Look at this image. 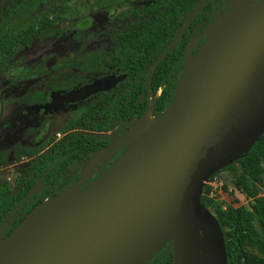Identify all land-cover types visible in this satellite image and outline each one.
<instances>
[{
  "label": "water",
  "instance_id": "95a60500",
  "mask_svg": "<svg viewBox=\"0 0 264 264\" xmlns=\"http://www.w3.org/2000/svg\"><path fill=\"white\" fill-rule=\"evenodd\" d=\"M203 2L189 12L188 21ZM225 12V23L214 18L192 39L205 36L196 67L185 64L169 103L142 136L132 141L126 131L111 135L73 183L42 200L2 236L28 194L4 214L0 264H125L156 241L161 242L148 259L169 241L171 264H227L218 222L199 198L209 175L245 155L264 132V0L245 9L233 0ZM178 36L148 67L146 87ZM123 77L104 75L55 94L44 110L105 91ZM119 149L87 183L93 166ZM65 229L70 233L61 248L27 258Z\"/></svg>",
  "mask_w": 264,
  "mask_h": 264
},
{
  "label": "trees",
  "instance_id": "16d2710c",
  "mask_svg": "<svg viewBox=\"0 0 264 264\" xmlns=\"http://www.w3.org/2000/svg\"><path fill=\"white\" fill-rule=\"evenodd\" d=\"M46 1L15 0L9 6H5L3 11L0 10V59L13 56L18 48L27 45L30 38L40 35L53 23L51 19L41 14ZM200 1L150 0L146 5L132 10L131 14L142 19L138 23L129 24L128 30L122 31L116 37V43L119 45L118 54L113 55L103 50L88 52L80 62L81 66H76L75 74L79 78L94 71H105L111 64L122 63L129 69L130 76L136 80L143 79L155 56L180 30L173 50L168 51L155 66L150 78L149 89L155 92L160 88L153 103L152 113L153 116L161 113L169 103L185 66L184 51L186 50L193 58L204 42L205 36L196 40L193 47H187L186 44L211 24L217 6H220L224 12L228 8L225 0H204L188 21L189 12ZM53 78L55 79V76ZM141 89H145L143 81L136 94ZM117 94V91H112L105 98L78 109L73 118L74 122L86 125L89 129L102 125L107 128L112 109L121 110V118L124 121L130 118L138 120L147 105L146 92L139 103L130 101L129 107L125 106L124 96L120 101L115 99ZM103 104L107 105L106 112L100 110ZM132 109L136 111L134 115L131 114ZM94 113L99 114L98 121L94 118ZM124 127L122 124L115 135H119ZM99 145L98 138L87 133H68L49 148L41 165L37 167L35 164L32 165V174L20 181L14 193L11 192L8 183L2 180L0 221L9 208L25 194L30 193L27 200L9 218L3 235H6L34 206L73 182L80 166ZM58 157L59 160L50 165ZM111 161L106 163L104 168ZM262 162H264V132L255 139L245 155L218 170H227L230 173V188L223 185V189L228 194L241 193L247 200L246 204H241L239 197L236 196L239 200L233 199L235 205L227 204L224 209H219L212 204L211 198L203 194L199 198L202 208L210 207L218 222L223 235L227 264H264V196L257 192L258 186L263 183ZM45 168L46 171L40 178ZM40 182L41 188L35 191V185ZM143 264H171L170 242L167 241Z\"/></svg>",
  "mask_w": 264,
  "mask_h": 264
},
{
  "label": "rangeland",
  "instance_id": "374dc122",
  "mask_svg": "<svg viewBox=\"0 0 264 264\" xmlns=\"http://www.w3.org/2000/svg\"><path fill=\"white\" fill-rule=\"evenodd\" d=\"M149 1L47 0L41 14L53 23L40 35L30 38L27 45L18 48L13 56L0 59V182L5 180L11 192H15L18 181L29 174L28 166L31 163L42 164L41 156L46 152L43 147L52 144L63 132L60 128L49 127L50 139L39 147L26 149L27 154H23L19 147L24 141V129L36 128L43 118L40 108H25L27 95L43 94L48 99L53 90L50 83L52 75L80 66L88 52H115L118 47L116 37L128 29L130 23L138 22L131 11ZM255 1L257 0H246V8L253 7ZM14 2L15 0H0V10L3 11L5 6ZM232 2L233 0L229 5ZM112 8L115 9L111 12ZM215 18L225 23L226 12L220 7ZM189 45L193 43L190 42ZM195 61V56L185 57V64L196 67ZM118 69L122 70L121 67ZM46 116H55L58 123L63 120L56 110ZM136 124L135 121L128 123L125 134L129 138L134 136L132 131ZM132 143L136 145L135 142ZM115 152L104 155L99 164L105 163ZM261 166L263 183L258 186L257 192L264 196V162ZM217 176L230 188L229 171L221 170ZM227 196L237 200L236 196H239V201L246 204L247 200L239 193L227 192ZM210 210V207L207 208L212 213Z\"/></svg>",
  "mask_w": 264,
  "mask_h": 264
},
{
  "label": "flooded vegetation",
  "instance_id": "af4514ba",
  "mask_svg": "<svg viewBox=\"0 0 264 264\" xmlns=\"http://www.w3.org/2000/svg\"><path fill=\"white\" fill-rule=\"evenodd\" d=\"M231 2V0H225V3L228 4ZM219 8L220 6H217L216 9H215V16H216V13L219 11ZM115 8H112V10H110L111 12L114 10ZM222 9V8H221ZM136 16V15H135ZM137 17V16H136ZM138 18V22L142 19L141 17H137ZM136 22V23H138ZM132 24V23H130ZM129 26V25H128ZM128 30V29H126ZM203 31V30H201ZM200 31V32H201ZM179 34H180V30L178 31ZM177 32V33H178ZM199 33V32H198ZM197 33V34H198ZM176 34V33H175ZM174 34V35H175ZM196 34V35H197ZM195 35V36H196ZM194 36V37H195ZM193 37V38H194ZM173 38V37H172ZM171 38V39H172ZM192 38V39H193ZM200 38V37H199ZM199 38H197L196 40H198ZM178 39V38H177ZM192 39L190 41H188V43L186 44L187 47H193L194 46V43L195 41H192ZM170 42V41H169ZM168 42V43H169ZM177 42V40H176ZM193 43V45H189V43ZM167 43V44H168ZM166 44V45H167ZM176 45V43H175ZM174 45V46H175ZM117 49L115 52H110L111 54L113 55H117L118 52H119V45H117ZM174 48V47H173ZM173 50V49H172ZM172 50H169V51H172ZM103 51H106V50H103ZM109 52V51H108ZM161 52V51H160ZM159 52V53H160ZM168 52V51H167ZM166 52V53H167ZM158 53V54H159ZM157 54V55H158ZM196 54V53H195ZM156 55V56H157ZM155 56V57H156ZM165 56V55H164ZM188 56H190L188 54V52L185 50L184 51V62H185V57L187 58ZM155 59V58H154ZM153 59V60H154ZM163 59V58H162ZM161 59V60H162ZM160 60V61H161ZM153 62V61H152ZM151 62V63H152ZM159 63V62H158ZM157 63V64H158ZM82 64V63H80ZM156 64V65H157ZM151 65V64H150ZM149 65V66H150ZM78 66V65H77ZM81 66V65H80ZM148 66V67H149ZM79 67V66H78ZM122 68V70H119L118 68ZM155 68V67H154ZM148 69V68H147ZM154 70V69H153ZM147 72V70H146ZM146 72H145V76H146ZM76 73V66L73 67V68H69L67 70H64V72H58V73H55L54 75L51 76V87L53 88L50 96L48 97V99H46L44 97L43 94H31V95H27V98H25V104H26V107L25 108H40L42 111H43V118L41 119V122L36 126V128H33V129H30V128H25L24 131H23V136H24V141H23V144L20 145V150H22L23 154H27V151L26 149H32V148H35V147H39L41 146L44 142L48 141L50 139V135L48 134L49 132V127H54V128H60L62 132V135L57 138L52 144L48 145L47 147H43L45 149V154H43L41 156V161L43 163L44 160V156L48 153L49 151V148L56 142L58 141L60 138H62L63 136H65L66 134L68 133H72V132H84V133H87L88 135H92L96 138H98V141L100 143V145L95 149H99L101 147H104L108 144L109 142V138L111 135H115V132L119 129V127L124 124V129H122L120 132L122 133L123 131H125L128 123L130 122H134L135 120L130 118L126 121H124L122 118H121V110L119 109H112L111 110V116H110V119L108 120V123H107V128L105 125H102V126H99V127H96V128H93V129H89L88 126L86 125H82V124H79V123H75L74 122V116L76 115V111H78V109L82 108V107H85V106H88L89 104L93 103L94 101L98 100V99H103L105 98L107 95H110L112 91H117L118 94L115 96V99H117L118 101L122 100V97L124 96V100L126 101L125 103V106L129 107L130 106V101L134 100L135 103H139L142 98L144 97V94L146 92V97H147V105L144 109V111L142 112V115L145 114L144 112H146L145 110L149 108L150 110V113L151 115L153 116V113H152V110H153V103L156 99V97L158 96L159 94V90L160 88H158L155 92H152L150 89H149V86L146 87L145 85V76L143 79L139 78L138 80H136L135 78H133L132 76H130L129 74V69L127 67H125L124 64H111L107 70L105 71H94L93 73H88V74H83L81 77L78 78L77 74ZM119 75V74H124V77L116 82L112 87H110L109 89L105 90V91H99V92H95L81 100H78V101H74V102H60L56 107L54 108H51L49 110H44V106L50 101L51 97L55 94H58V93H61V92H65V91H68V90H71V89H74V88H77L79 87L80 85L82 84H85V83H88V82H91L92 80L96 79V78H99L101 76H104V75ZM152 74V72H151ZM53 76H55V79L53 78ZM151 78V76H150ZM143 81L144 85H145V89H141L139 90V92L136 94L137 90L139 89V86H140V83ZM149 84H150V80H149ZM143 92V93H142ZM142 93V96L140 97V94ZM28 97H30L28 99ZM39 98H42L41 100H39ZM107 105L106 104H103L102 108H100L101 111H104L106 112L107 110ZM57 111L58 112V115L60 116V118H63V120L58 123V120L57 118H55V116H46V114L50 113V112H53V111ZM135 110H131V114L134 115L135 114ZM98 113H94V118L98 121ZM141 115V117H142ZM138 122V121H137ZM135 122V123H137ZM60 125V126H59ZM107 134H103V133H106ZM118 136V135H117ZM46 146V145H45ZM94 150V151H95ZM119 151H121V149L117 150L113 156H111L105 163L103 164H99V161L93 166L92 168V171L89 175V178L87 179V183L90 182L91 180H93L95 177H97L105 168V165L106 163L110 162L111 160H113L116 155L119 153ZM10 153V152H9ZM38 154V152H36ZM36 154V155H37ZM92 154V153H91ZM90 154V155H91ZM89 158V157H88ZM87 158V159H88ZM59 160V157L54 159L53 162L50 164V165H53L54 163H56L57 161ZM86 162V161H85ZM84 162V163H85ZM84 163L80 166V169L78 170L77 172V176L75 178V180L85 171L84 169H86V167H82L84 165ZM34 163H31L29 166H28V169H29V174L27 176H23L22 179H26L28 178L31 174H32V171H33V165ZM41 165V164H39ZM39 165H36L35 166H39ZM46 171V168L43 170V172L41 173L40 175V178H42V174H44V172ZM42 176V177H41ZM20 179L17 183V186L18 184L20 183V181L22 180ZM74 180V181H75ZM73 181V182H74ZM71 182V183H73ZM70 183V184H71ZM70 184H67L66 186L70 185ZM38 185H41L42 186V183H37L35 185V191L39 190V188H41V186L38 188ZM65 186V187H66ZM64 188V187H63ZM17 189V187H16ZM15 189V191H16ZM61 190V189H60ZM58 192V191H57ZM14 193V192H12ZM28 194V197H29V192L27 193ZM25 194V195H27ZM55 194V193H54ZM53 194V195H54ZM24 195V196H25ZM23 196V197H24ZM52 196V195H51ZM27 197V198H28ZM27 198L25 200H27ZM21 199V198H20ZM19 199V200H20ZM46 199V198H45ZM18 200V201H19ZM24 200V202H25ZM23 202V203H24ZM22 203V204H23ZM21 204V205H22ZM20 205V206H21ZM20 208V207H19ZM18 208V209H19ZM10 209V208H9ZM8 209V210H9ZM17 209V210H18ZM7 210V211H8ZM16 211V210H15ZM14 211V212H15ZM30 211V210H29ZM28 211V212H29ZM13 212V213H14ZM27 212V213H28ZM12 213V214H13ZM26 213V214H27ZM11 214V215H12ZM25 214V215H26ZM24 215V216H25ZM4 216V215H3ZM2 216V217H3ZM23 216V217H24ZM11 217V216H10ZM9 217V218H10ZM22 217V218H23ZM21 218V219H22ZM2 219V218H1ZM9 220V219H8ZM7 220V222H8ZM7 222H6V225H7ZM5 225V227H6ZM5 229V228H4ZM4 232V231H3ZM2 236H5L3 235L2 233Z\"/></svg>",
  "mask_w": 264,
  "mask_h": 264
},
{
  "label": "bare ground",
  "instance_id": "6f19581e",
  "mask_svg": "<svg viewBox=\"0 0 264 264\" xmlns=\"http://www.w3.org/2000/svg\"><path fill=\"white\" fill-rule=\"evenodd\" d=\"M237 4L240 9L246 8V0H237ZM226 27L229 28L230 25L226 24ZM203 48V47H202ZM188 58V57H187ZM154 118L149 108L146 110L145 114L142 116V118L137 122L135 127L133 128L134 136L130 138V140L134 141L138 139L142 134L149 128V126L154 121ZM86 170V169H84ZM70 233L69 230L65 229L60 231L58 235L53 236L47 243H45L41 248L31 252L28 255V259H39L42 257H45L51 253L52 250H56L62 247V243L60 242L64 238L67 237V235ZM161 241H156L151 244H148L144 247H142L138 253L130 258L127 259L125 264H143L150 254L153 252L156 245H158Z\"/></svg>",
  "mask_w": 264,
  "mask_h": 264
},
{
  "label": "built area",
  "instance_id": "2783aa9c",
  "mask_svg": "<svg viewBox=\"0 0 264 264\" xmlns=\"http://www.w3.org/2000/svg\"><path fill=\"white\" fill-rule=\"evenodd\" d=\"M218 173L219 171H216L209 175L205 183L202 185L200 196L203 194L206 197L211 198L212 204L214 206L218 207L219 209H224L227 204L235 205L236 203H234L233 199H229L227 196V191L223 189L224 184L217 176ZM239 195L244 199L241 193H239Z\"/></svg>",
  "mask_w": 264,
  "mask_h": 264
}]
</instances>
